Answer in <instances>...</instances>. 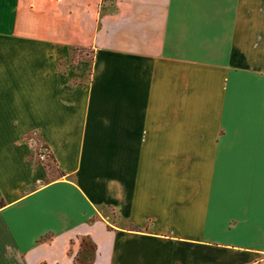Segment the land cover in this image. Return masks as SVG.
I'll return each mask as SVG.
<instances>
[{
    "label": "crops",
    "instance_id": "crops-1",
    "mask_svg": "<svg viewBox=\"0 0 264 264\" xmlns=\"http://www.w3.org/2000/svg\"><path fill=\"white\" fill-rule=\"evenodd\" d=\"M0 264H264V0H0Z\"/></svg>",
    "mask_w": 264,
    "mask_h": 264
},
{
    "label": "rangeland",
    "instance_id": "rangeland-1",
    "mask_svg": "<svg viewBox=\"0 0 264 264\" xmlns=\"http://www.w3.org/2000/svg\"><path fill=\"white\" fill-rule=\"evenodd\" d=\"M69 54H70V56L74 62H80V61L81 62L82 61L88 62L89 58H90V54L87 52H80L79 53V52H72L71 51V52H69ZM102 213L104 215H106L107 217H110V219H112L111 217H113V218L115 217V212H113L112 210H108L107 208H103Z\"/></svg>",
    "mask_w": 264,
    "mask_h": 264
},
{
    "label": "built area",
    "instance_id": "built-area-1",
    "mask_svg": "<svg viewBox=\"0 0 264 264\" xmlns=\"http://www.w3.org/2000/svg\"><path fill=\"white\" fill-rule=\"evenodd\" d=\"M49 150L44 146H39L37 150V157L40 162H45L49 158Z\"/></svg>",
    "mask_w": 264,
    "mask_h": 264
}]
</instances>
